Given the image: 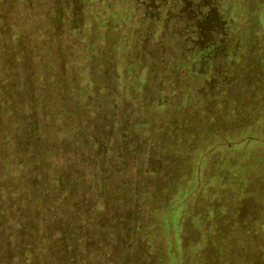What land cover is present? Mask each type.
Wrapping results in <instances>:
<instances>
[{
	"label": "trees",
	"instance_id": "trees-1",
	"mask_svg": "<svg viewBox=\"0 0 264 264\" xmlns=\"http://www.w3.org/2000/svg\"><path fill=\"white\" fill-rule=\"evenodd\" d=\"M150 3L144 0L140 4L151 8ZM219 3L217 7L213 0H180L176 19L183 38L176 37L172 50L160 44V68L153 64L156 49H147L145 62L138 60L144 84L134 92L126 86V94L120 92V83L114 77L116 82L109 77L79 83L41 75L44 65L39 64L40 52L31 43V32L22 31L20 20L0 15V264H175L176 259L177 264H202L198 253L202 245L201 251L208 245L219 254V262L226 259L229 248L244 264H253L247 247L242 252L238 247L239 243L244 246L238 242L242 237L239 227L247 215L244 198L232 209L238 227L235 230L228 226L227 231L216 228L206 232L204 226L212 211L209 217L194 214L197 220L192 217V224L201 229V239L185 241L178 230L180 257H176L169 239L171 217L169 220L161 210L177 185L190 181L187 170L192 159L187 153L193 142L189 144L182 138L185 121L202 113L214 114L216 126L212 132H219L217 140L201 152L200 170L195 172L194 183L185 195L195 189L204 193L211 186L213 172L210 175L205 171L217 158L221 163L215 175L223 182L233 163L224 170L225 155H232L233 145L246 147L251 138L248 134L234 139L224 135L252 124L249 112L242 108L248 96L241 91L244 87L256 90L260 78L246 72L245 79L235 76L226 55L236 52L233 61H239V68L244 69L240 64L245 67L257 63L262 48L251 49L249 45L248 52L240 56L244 53L241 43L237 39L230 43L228 19L218 10ZM163 15L165 20L170 17L167 12ZM222 43L228 44V53ZM192 52L194 70L205 73L212 69L220 74L218 78H205L192 94L195 99L190 96L185 103L179 96L184 97V88L197 81L194 76L190 81L175 77L172 66L180 67L185 55ZM248 58V63L241 62ZM219 59L222 63L217 62ZM239 68L235 67L236 74ZM245 70L252 67L248 65ZM222 72H226L224 77ZM204 84L206 92L202 90ZM164 90L167 95L156 93ZM199 97L202 110H192L196 112L192 115L188 104L198 102ZM258 98L254 100L256 106ZM235 103L238 110L225 109ZM213 105L220 108L219 112ZM154 107H159V112ZM156 113L163 124L160 134L153 127L142 131ZM225 119L232 126H223ZM260 121L256 136L264 135ZM245 163L240 165L244 167ZM234 177H239L234 180V187L241 191L238 195L245 197L243 181L247 177ZM226 232L228 235H224ZM238 262L234 259L231 264Z\"/></svg>",
	"mask_w": 264,
	"mask_h": 264
},
{
	"label": "rangeland",
	"instance_id": "rangeland-1",
	"mask_svg": "<svg viewBox=\"0 0 264 264\" xmlns=\"http://www.w3.org/2000/svg\"><path fill=\"white\" fill-rule=\"evenodd\" d=\"M160 1L162 5L157 4L156 6V3ZM160 1L151 0V8H148L146 5L142 6L140 4L144 0H0V15H10L12 18L20 20L22 31L31 32L29 36L33 39L31 43L32 45L35 44L40 52L39 64L44 65L41 75L50 76V79H67L79 83L89 79L98 81L114 77L120 83V92L126 94L128 88L134 92V88H137V86L142 87V84H144V73L138 65L140 63L138 60L142 59L145 62L147 49H156L158 55L153 59V64L156 65L155 63H157L159 65H156L157 68H160L163 62L161 58L163 55L159 54L160 44L167 47V50L169 48L172 50L176 46V39L183 38L178 32L181 29L180 22L176 19L180 0ZM213 2L216 6L220 2L218 10L228 19L227 31L230 36L228 37L230 43L237 40L241 43L240 50L242 49L244 53H241L240 56L248 52L249 45L251 49L262 48V54L258 56L257 63L251 62V64L244 65L245 67L248 65L252 67V70L248 71L241 64L240 67L244 69L239 68V61L235 60L234 63L233 58L236 52L231 54L229 51V54L226 55L228 56L230 72H235V76L245 79L246 72L247 75H257L260 78L259 83L257 82L258 85L254 86L256 90L249 89L248 91L247 88L240 85V88H243L241 93L246 98L248 96L247 103L245 106L242 105V108L243 111L249 112L251 116L249 120L252 124L234 131H227L224 135L225 138L234 139L248 134V137L251 138L248 139L244 148L233 145L231 148L232 155L227 153L225 155L226 159L222 160L226 161L223 167L224 170H226V165L229 166L228 163L233 160L230 166L233 174L227 172L223 182L217 178L215 174L219 172L218 167L221 163V159L217 158L213 167L205 171L210 175L213 172L212 181H210L211 186L205 190L206 192H197L195 189L190 191V194L185 195L194 183L195 172L200 170L198 166L199 164L201 166V160L199 159L201 152L217 140L219 132L215 130L212 132V129H215L216 126V116L214 114L206 116L202 113L197 117H191L184 123L182 122L184 124L182 138L189 144L193 142L187 153L192 159L190 161L191 166L187 170L190 181L178 184L173 190L169 202H166L161 210L168 215L171 214L170 216L167 215L169 220L171 217L169 239L173 241L172 245H174L177 252L176 257L177 255L180 257L179 235L182 239L185 238V241L201 239V229L194 228L192 224L194 214L209 217L212 211V215L204 226L206 232L215 231L218 228L227 231L228 226L235 230L238 227L235 224L232 209L244 198L242 201L245 207L247 205L245 212V215L246 213L247 215L245 221H242L244 225L239 227L242 237L238 240L244 246L240 243L239 245L236 243L235 246L238 245L241 252L247 247L248 253L252 256L253 261L251 260V262L253 264H264V135H255L257 123L260 119L264 127V111H262L264 109V0H213ZM154 9L158 14L155 13ZM171 9L172 12H170ZM200 10L204 11L203 8ZM165 12L170 15L167 20L163 15ZM148 13L150 15L153 13L152 19L149 18ZM181 33L187 34L186 32ZM226 41L229 42V40ZM214 45H218L217 41ZM222 45L225 52L228 53V44L222 43ZM239 53L240 51H238L237 56H239ZM91 56L92 59L90 60ZM170 56L167 54L166 58L169 59ZM193 58H195V53H187L184 60H182V65L179 63L181 69L178 66L177 68L172 66L175 77L186 78L185 81L194 79L197 81L192 83L190 88H184V97L179 96V99L181 98L185 103H187L186 101L190 96H193L196 86L203 84L205 78L209 77L208 80L210 77L218 78L220 74L213 72L212 69L207 70L205 73L197 72L192 67ZM250 58L241 60V62L247 61L248 63ZM251 59L253 60V58ZM170 60L172 63L175 62L171 57ZM217 62L222 63L220 59ZM206 67L203 69H206ZM235 67L239 68L238 74H236ZM257 67L261 72L258 71ZM225 75L226 72H222V77ZM192 76H194V79H192ZM190 77L191 79H189ZM114 78L110 80L116 82ZM204 87L206 89L203 88L202 90L206 92L208 87H206V84H204ZM91 89H89V93H92ZM156 93L158 95L162 94V96L168 94L167 90L156 91ZM257 96H259L257 100L258 107L254 104ZM231 99L235 100L234 98ZM196 100L198 102L194 101L193 105L188 104L191 106L188 110L192 115L196 113L192 110H202L199 104L201 97ZM214 108L216 109L214 111L219 112L220 108L217 106H214ZM238 108L240 107L237 103H235V106L231 104L225 107L227 111L238 110ZM150 109L154 111L153 108ZM154 109L158 112L160 110L159 107H154ZM189 112L187 114L191 115ZM258 115L263 117L259 118ZM160 117L159 113L153 115L152 123L143 126L141 130L144 131L146 128L153 127L160 134L163 126ZM228 117L231 121V115ZM226 120L228 119L223 121V126H226V123L230 126L231 123L226 122ZM199 121L201 123H198ZM138 127H135L136 132H139L137 129L140 130ZM205 132H208V134H205L204 137L203 133ZM175 140L179 141L180 139L175 137ZM242 162H246L244 167L240 165ZM235 173L244 178L247 177L243 181L246 183L245 197L238 195L241 191L234 187L236 186L234 180L237 181L239 178L234 177L236 176ZM180 196L181 198L178 199ZM176 201L178 203L174 205ZM234 201L236 202L234 203ZM169 207H172V209L167 213ZM227 218H230V220ZM193 220L196 221V217H193ZM178 222L181 224V229ZM162 227L164 226L162 225ZM214 235L215 233L212 236ZM224 235H228L227 232ZM163 240L168 242L165 237H163ZM201 247L198 248V253L202 264H227V259L231 262L237 259L239 260L237 264H244L241 259L235 257L239 254L233 253L234 251L229 248L225 251V254L227 253L226 259L219 262V254L208 249V245L202 251ZM165 248H167V244L162 251H165ZM177 262L176 259L175 264ZM231 262L228 264H231Z\"/></svg>",
	"mask_w": 264,
	"mask_h": 264
}]
</instances>
